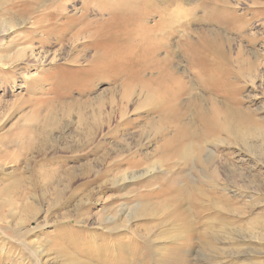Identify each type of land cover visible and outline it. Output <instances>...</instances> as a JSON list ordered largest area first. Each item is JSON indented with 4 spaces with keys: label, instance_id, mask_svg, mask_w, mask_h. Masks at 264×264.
<instances>
[{
    "label": "rangeland",
    "instance_id": "rangeland-1",
    "mask_svg": "<svg viewBox=\"0 0 264 264\" xmlns=\"http://www.w3.org/2000/svg\"><path fill=\"white\" fill-rule=\"evenodd\" d=\"M0 264H264V0H0Z\"/></svg>",
    "mask_w": 264,
    "mask_h": 264
},
{
    "label": "bare ground",
    "instance_id": "bare-ground-1",
    "mask_svg": "<svg viewBox=\"0 0 264 264\" xmlns=\"http://www.w3.org/2000/svg\"><path fill=\"white\" fill-rule=\"evenodd\" d=\"M86 5V4H85ZM31 52V54H33V52L32 51H30ZM105 52V51H104ZM109 54V53H108ZM108 54H105V53H103V54H101V57L99 58V61H98V66L100 67V68H102V66H106V63H107V60H109L110 59V57L108 56ZM93 67V66H92ZM99 68V69H100ZM95 69H98V68H95Z\"/></svg>",
    "mask_w": 264,
    "mask_h": 264
}]
</instances>
